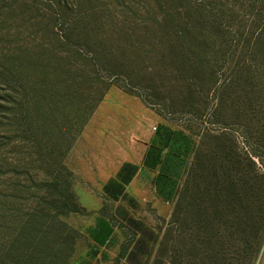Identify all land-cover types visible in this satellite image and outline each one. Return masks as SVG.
Wrapping results in <instances>:
<instances>
[{
    "label": "rangeland",
    "instance_id": "rangeland-1",
    "mask_svg": "<svg viewBox=\"0 0 264 264\" xmlns=\"http://www.w3.org/2000/svg\"><path fill=\"white\" fill-rule=\"evenodd\" d=\"M246 124L264 131V0H0V264H261L264 177L254 203L231 184L264 172ZM160 125L196 144L188 185L167 202L146 169L108 200Z\"/></svg>",
    "mask_w": 264,
    "mask_h": 264
},
{
    "label": "trees",
    "instance_id": "trees-1",
    "mask_svg": "<svg viewBox=\"0 0 264 264\" xmlns=\"http://www.w3.org/2000/svg\"><path fill=\"white\" fill-rule=\"evenodd\" d=\"M105 93L106 91L100 97L98 103L102 101ZM243 129L245 139L251 149L252 158H256L264 168V131H254L248 124H246ZM194 153H196V144L187 132L183 130H173L167 125H160L157 128V131L151 140L149 149L145 154L143 165L148 170L158 171L154 179L158 191L157 194L164 200H167V202L172 201L181 193L182 189L180 188L179 182L186 172L187 180L185 179L184 182L185 184L187 182L188 185L193 173V170L191 171L188 167V160ZM249 161L253 166V175H251V178L248 177L246 172L240 171L236 175V179L232 180L231 184L235 186V190L243 189V191H240V193L238 192L237 194L238 200H246V202L249 201L250 203H254V197L256 195L255 190L258 189V180L259 178L264 177V172H260L261 170L257 167L253 159H249ZM138 170L139 167L137 166L128 163L124 164L117 175V180H111L106 184L104 192L113 201H118L120 198L124 199L127 197L124 193L125 185H128L132 181ZM245 188L246 190L249 189L250 192L247 191L246 193ZM262 204L264 206V195L262 197ZM261 219L264 227V214ZM129 221L135 227H141L135 220L131 219ZM102 223V225L99 223V228L89 232V237L100 245L105 244L113 236V232L115 231L114 229L109 228L105 222ZM260 238L261 241L264 240V230ZM33 256L37 257L33 252L28 253L25 251L24 255L21 257L27 264H31L30 261L34 259ZM254 259L255 254L249 258L248 264H253ZM14 264H20V261H17ZM126 264L132 263L127 262ZM262 264H264V262Z\"/></svg>",
    "mask_w": 264,
    "mask_h": 264
},
{
    "label": "crops",
    "instance_id": "crops-1",
    "mask_svg": "<svg viewBox=\"0 0 264 264\" xmlns=\"http://www.w3.org/2000/svg\"><path fill=\"white\" fill-rule=\"evenodd\" d=\"M149 146H150V144H149ZM149 146H148V148H147V150L149 149ZM147 150H146V152H147ZM146 152H144V154H143V156L140 158V161H134V160H131V159H125L123 162H122V164L119 166V167H117V169H116V171H114V174H112V175H110L109 176V178L108 179H106L105 181H103V183H104V187H105V185L106 184H108L111 180H117V175H118V173H119V171H121V169H122V167L124 166V164H126V163H128V164H131V165H134V166H137V167H139V170H138V172H136V174H135V176L133 177V179H132V181L127 185H125V191H124V193L127 195V197L129 196V194H128V191H129V188H130V186H131V184H132V182L135 180V178H136V176L138 175V173L139 172H141L142 170H146L147 168L146 167H144V165H143V162H144V157H145V154H146ZM148 170V169H147ZM149 171H151V170H149ZM153 172V171H152ZM155 173H156V175H157V172L158 171H154ZM156 186V185H155ZM104 187H103V189H104ZM104 191H105V189H104ZM103 191V196H105L108 200H111V201H113L105 192ZM120 200H122V198H120ZM120 200H118V201H120ZM118 201H113V202H118ZM100 211V210H99ZM99 211H94V212H96L95 214H96V218H95V223L93 224V226L90 228V230L88 231V233L89 232H91V231H93V230H96L97 228H99V223H100V225H102L103 223L102 222H105V224L109 227V228H112V229H116V227H115V225H114V221L112 220V219H110V218H108V217H106V216H103V214H101V213H99ZM114 233V232H113ZM111 239V238H110ZM110 239L105 243V244H103V245H100V244H98V243H96V242H94L93 240V242L96 244V245H98V246H100V247H104V246H107L108 245V243L110 242ZM264 262V258H263V260H262V263ZM261 263V264H262Z\"/></svg>",
    "mask_w": 264,
    "mask_h": 264
},
{
    "label": "built area",
    "instance_id": "built-area-1",
    "mask_svg": "<svg viewBox=\"0 0 264 264\" xmlns=\"http://www.w3.org/2000/svg\"><path fill=\"white\" fill-rule=\"evenodd\" d=\"M155 130H157V128H155Z\"/></svg>",
    "mask_w": 264,
    "mask_h": 264
}]
</instances>
